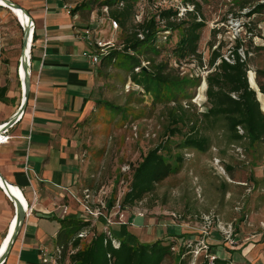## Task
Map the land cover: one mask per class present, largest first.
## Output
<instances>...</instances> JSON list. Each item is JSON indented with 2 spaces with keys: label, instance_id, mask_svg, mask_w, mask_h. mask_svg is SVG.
I'll list each match as a JSON object with an SVG mask.
<instances>
[{
  "label": "rangeland",
  "instance_id": "rangeland-1",
  "mask_svg": "<svg viewBox=\"0 0 264 264\" xmlns=\"http://www.w3.org/2000/svg\"><path fill=\"white\" fill-rule=\"evenodd\" d=\"M9 1L20 7L25 5L29 14L28 1ZM41 1L42 6L47 3V0ZM99 1L103 0H62L61 3L70 6L71 11L86 4V7L75 13L77 21L83 28L99 32L97 37L112 38L117 44L119 29H112L111 19L97 6ZM196 1L199 6L197 11L190 8L194 10L197 21L204 24L198 42V54L203 65L212 49L218 47L220 53L225 55L239 41L248 61L249 81L254 85L253 76H256L259 90V84L264 85V11L253 13V9L264 3V0ZM153 12V7L146 0H141L136 5L134 22L141 21ZM18 22L10 10L0 6V84L7 85L15 101L20 103L21 83L17 66L22 28ZM158 36L160 42L167 41L166 49L157 58L158 61L169 59L170 67L178 68L182 76L201 77L200 86L192 91L191 104L198 112L204 111L203 79L207 70L200 67L196 60L190 59L176 65L168 57L170 47L177 40V32L161 30ZM38 57L39 53L33 46L30 58L32 79L38 68V62L33 61ZM96 75L102 86L98 89V99L112 104L117 102L122 106L123 114L117 115L95 106V112L89 118V123L97 124V127L91 128L85 135L90 141L86 150L89 153L95 149L101 150L95 158L97 165L92 169L93 184L90 189L105 187L110 192V198H114L119 190L127 186L120 181L124 179L129 182L128 176L121 171L122 167L136 164L142 155L157 146L169 122L168 112L173 104L153 105L152 95L139 94L138 87L129 81L127 71L120 69L116 63L111 67L96 69ZM14 103L10 101L4 105L10 109ZM2 110L8 112L0 108V113ZM133 127L136 128L135 133ZM210 137L212 145L207 153H186L185 163L179 173L161 182L155 192L145 196L140 204L126 209L128 224L125 227L129 228L130 233L124 235L125 227L119 225L111 227V230L118 239L126 236L132 243H154L160 240L163 244H172V255L163 264H176L177 255L183 249L184 259H189L188 264H191L192 255L187 245L192 244L193 251H197L200 241L206 243L207 254L230 258L231 264H264V143L252 146L245 141L229 143L220 132L211 133ZM179 141V137L171 139V142ZM236 148L242 151V156L236 153ZM214 157L220 160L224 173L214 168ZM5 199L10 219L13 206ZM137 212L144 213V216L138 217ZM142 220L143 224L139 225ZM174 224L181 225L183 233L178 236L170 234L173 231L170 225ZM100 228L101 225L97 224L94 230L100 231ZM22 232L23 228L16 242L20 240ZM203 256L204 252L199 251L195 263L200 264Z\"/></svg>",
  "mask_w": 264,
  "mask_h": 264
},
{
  "label": "trees",
  "instance_id": "trees-1",
  "mask_svg": "<svg viewBox=\"0 0 264 264\" xmlns=\"http://www.w3.org/2000/svg\"><path fill=\"white\" fill-rule=\"evenodd\" d=\"M140 1L97 2L99 10L102 7L108 9V17L118 24L119 29L117 47L101 58L97 69L111 67L116 63L120 69L127 71L129 81L138 87L139 94L152 95L153 105L173 104L168 112L169 122L157 146L142 155L136 164H129V185L121 200L123 207L134 206L145 196L153 194L165 179L179 173L185 163L186 153H207L212 145L211 133H222L229 143L245 141L250 146L264 143V111L258 99V91L249 84L248 61H240L237 50L241 43L235 42L233 63L226 62L216 47L211 50L203 65L201 55L198 54V42L204 24L197 21L193 12L199 7L197 1L181 0L183 6H191L194 10L186 12L184 18H178L177 10L155 8L159 0H146L154 12L134 22L136 5ZM86 6L83 3L76 7L70 16L73 17L78 9ZM262 11L264 3L253 9V13ZM161 30L177 32V40L168 51V57L174 60V64L196 60L200 67L208 71L203 79L204 111L198 112L191 104L192 91L200 86L201 77L182 76L178 68L170 67L169 59L157 60L165 51L167 43L159 41ZM36 39L34 33L33 41ZM142 63L146 65L142 66ZM137 68L138 71H135ZM8 90L7 85L0 87L1 104L12 100L7 96ZM259 92L264 95V85L259 84ZM95 104L117 115L123 114V108L117 102L112 104L98 99ZM237 128L242 130V134L238 133ZM174 137H179L180 141L171 142ZM58 223L60 228L57 242L63 246L60 264H163L172 255V244H163L160 240L154 243H129L125 240L126 236L118 239L111 231L115 240L113 244V239L105 231H96L94 228H91L90 238L80 239L76 235L88 228L89 222L63 218ZM70 249L74 252L68 254ZM184 254V249L179 251L176 264H188L189 259L186 261ZM231 261L230 258L218 256L209 263L203 257L200 264H231Z\"/></svg>",
  "mask_w": 264,
  "mask_h": 264
},
{
  "label": "crops",
  "instance_id": "crops-1",
  "mask_svg": "<svg viewBox=\"0 0 264 264\" xmlns=\"http://www.w3.org/2000/svg\"><path fill=\"white\" fill-rule=\"evenodd\" d=\"M25 1L29 2L35 24L34 49L39 57L33 62H38V68L31 77L33 90L22 117L4 133L7 141L0 143V175L18 189L31 212L4 264H42L40 250L52 252L59 245L58 220L63 219L60 207L68 208L66 218H77L80 207L75 198L83 188L92 186V169L101 151L86 150L90 141L85 135L97 127L89 123V118L95 112L102 86L97 66L88 58V43L78 37L85 27L76 15L66 14L59 0H47L44 6L41 0ZM22 8L27 9L25 5ZM44 46L46 55L42 59ZM253 80L254 85L249 81L250 87L258 91L264 109V95L257 89L256 76ZM7 96L15 103L10 109L0 103V108L8 111H1L0 124L11 118L20 105L9 90ZM5 197L9 200L0 186V246L14 218L13 213L8 219ZM170 226V234L183 233L181 225ZM125 240L132 243L128 237Z\"/></svg>",
  "mask_w": 264,
  "mask_h": 264
},
{
  "label": "built area",
  "instance_id": "built-area-1",
  "mask_svg": "<svg viewBox=\"0 0 264 264\" xmlns=\"http://www.w3.org/2000/svg\"><path fill=\"white\" fill-rule=\"evenodd\" d=\"M59 1L62 2V0H59ZM180 1L181 0H159L155 8L177 10L178 18H182V16L186 12H189V10L191 11V8H190L191 6H183L182 4L178 5ZM62 8L66 12L67 15H70V12H71L70 6L66 4H62ZM100 11H103L108 16V9L106 7H102ZM110 24L113 30H116L118 28V24L112 19L110 20ZM95 32L97 31L91 30L90 28L87 27L83 29L81 33H79L78 37L84 39L88 43V46L90 48V52L88 54L90 63L93 66H98L100 64L101 58L105 56L107 52L116 48L117 46H116V42L114 39L112 38L102 39L100 37H97ZM34 33H35V24L32 20L31 31H30V37H31L30 43L32 47L34 46V43H35V41H33ZM232 50L228 51L227 54L222 55V58L230 64L234 62V55H233ZM237 51L240 57V61H245L246 57L242 49L239 48ZM45 55H46V49L44 46L42 49V59L45 58ZM30 58H31V52H30ZM145 65L146 63H142V66H145ZM28 67L30 70V67H31L30 62L28 64ZM40 67H41V64H40ZM138 69L139 68L135 69V71H138ZM207 73L208 71H206L204 75L206 76ZM33 85L34 84L31 83V88ZM36 85L37 83L35 84V86ZM237 129H238V133L242 134V130L240 128H237ZM132 130L135 133L136 128L133 127ZM3 135L1 136L2 141L0 143H4L7 141V137H3ZM235 151L238 155L242 156V151L239 148H236ZM213 165H214V168L218 169L220 173H224V170L220 166V160L218 158H215V157L213 158ZM121 171L123 172V174H126L129 179V171H130L129 165H124ZM127 182L124 181V179L120 181L121 184L125 183L127 186L119 190V192L116 194L114 198H110V192L105 187H100L97 190L90 189V188H83L80 191V195L75 198L77 204L80 207V212L77 213V219H80L84 222H89L90 226L80 231L76 235V238H80V239L90 238V236L92 235L91 228H94L97 224H99L101 225L100 229L105 231L110 239H113L111 235V231H112L111 227L115 225L125 226L128 224L126 216H125V212L128 207L121 206V200L128 189L129 182L128 183ZM140 202H138V204H140ZM25 212H26V218H27L31 212V208L28 209V207H26ZM60 212H61L62 218H66L69 215V211L66 206L60 207ZM136 214L140 218L144 216V213L142 212H137ZM111 241L114 244L115 240L113 239ZM187 246L191 249L189 252L192 255L191 264H197L195 263V260H196V256L198 255L199 251L204 252L203 257L206 258L209 263L213 262V260L217 258L215 254L206 253L207 245L203 241L199 242V247L196 248L197 251H193L192 244H188ZM173 249L174 248H172V250ZM73 252L74 250L70 249L68 251V254H71ZM62 254H63V246L61 245L56 246L52 252H49V250L46 248L41 249L40 250L41 262L42 264H60V259L62 257ZM5 261L6 259L2 260L0 264H4Z\"/></svg>",
  "mask_w": 264,
  "mask_h": 264
},
{
  "label": "water",
  "instance_id": "water-1",
  "mask_svg": "<svg viewBox=\"0 0 264 264\" xmlns=\"http://www.w3.org/2000/svg\"><path fill=\"white\" fill-rule=\"evenodd\" d=\"M4 2L6 6H8L11 9L21 10L25 15L29 17V22L26 24L25 27L21 25V28H22V42H21V51H20L21 57L19 60L18 68H17L18 76H20L21 68L24 74L23 81L20 84L21 85V101H20L19 108L14 113V115L3 123L2 128L0 129L1 136L22 117L25 111L26 105L28 103V98H29L30 91H31V74H30V70L28 67V61H27L26 54H25V47L27 46V41L30 36L32 18L30 17L28 12L24 10L22 7H20L19 5L14 4L9 0H4ZM1 179H2V191L6 195L10 196L8 198L12 199L13 201V213H14L15 223L13 226V230L11 234L9 235V240H8L6 250L0 256V262L7 258L26 220V212H25V208L22 205V202L11 194L8 188V184L6 183L5 179L2 176H1ZM9 230H10V226H9V229L7 230V234Z\"/></svg>",
  "mask_w": 264,
  "mask_h": 264
},
{
  "label": "bare ground",
  "instance_id": "bare-ground-1",
  "mask_svg": "<svg viewBox=\"0 0 264 264\" xmlns=\"http://www.w3.org/2000/svg\"><path fill=\"white\" fill-rule=\"evenodd\" d=\"M0 6H2V7H4V8H7L8 10H10L11 12H12V14L15 16V19L17 20V22L20 24V26L22 25L23 27H25L26 26V24L29 22V17L27 16V15H25L21 10H19V9H11V8H9L8 6H6V4H5V2H4V0H0ZM30 36H29V38H28V41H27V46L25 47V54H26V58H27V61H28V64H29V62H30V52H31V43H30ZM20 57H21V55H20ZM20 60V59H19ZM19 64V63H18ZM17 68H18V66H17ZM24 76V74H23V70H22V68L20 69V76H18L19 77V80H20V83L23 81V77ZM4 123V122H3ZM3 123L2 124H0V129L2 128V125H3ZM2 141V137H1V135H0V142ZM7 184H8V188H9V190H10V192H11V194L13 195V196H15L16 198H18L21 202H22V205H23V207L24 208H26L27 207V204H26V202L24 201V199H23V197H22V195H21V193L18 191V189L15 187V186H13L12 184H10V183H8V182H6ZM0 186L2 187V179H1V175H0ZM5 194V193H4ZM6 195V194H5ZM7 197H10V196H8V195H6ZM10 199V198H9ZM11 201V203H12V199H10ZM14 223H15V219L13 218V220H12V223H11V225H10V230H9V232H8V236H7V238H5L3 241H2V243H1V246H0V256L5 252V250H6V247H7V244H8V240H9V235L11 234V232H12V230H13V226H14Z\"/></svg>",
  "mask_w": 264,
  "mask_h": 264
}]
</instances>
